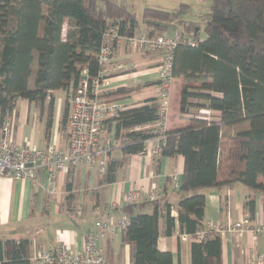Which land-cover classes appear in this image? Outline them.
I'll return each mask as SVG.
<instances>
[{"label":"trees","instance_id":"1","mask_svg":"<svg viewBox=\"0 0 264 264\" xmlns=\"http://www.w3.org/2000/svg\"><path fill=\"white\" fill-rule=\"evenodd\" d=\"M183 11L146 7L143 23L151 35H164L173 22L182 27L173 56L174 77L184 82L180 111L189 109L197 115L201 107H208L220 119L195 116L168 131L161 154L184 157L178 217L172 216L170 203L161 206L151 201V213L141 212L147 203L125 207L130 216L121 231L123 241L133 246V264H173L172 253L158 248L161 217L166 235L173 234L178 221L183 235L196 237L204 226L206 196L201 189L241 182L264 190V0H213L203 38L195 22L180 18ZM114 25L120 27L121 35L129 36L140 23L126 6L112 0H0V119L15 115L18 101L28 99L40 111L47 109L50 133L55 109L52 93L64 90L72 98L84 78L91 81L98 75L103 34ZM131 89L121 88L114 94L124 95ZM111 95L104 97L116 101ZM191 98L200 101L191 102ZM70 111L67 99L62 129H68ZM157 119V98L123 109L110 119L115 122V143L106 156L104 182L114 181L128 156L145 153L147 140L158 135L146 125ZM114 144L122 150L120 159L109 158ZM66 187L71 191V182ZM246 205L254 214V199ZM98 221L85 237L96 230ZM200 240L195 255L201 256V264H222L221 233L207 230ZM32 255L30 238H0V264H32Z\"/></svg>","mask_w":264,"mask_h":264},{"label":"crops","instance_id":"2","mask_svg":"<svg viewBox=\"0 0 264 264\" xmlns=\"http://www.w3.org/2000/svg\"><path fill=\"white\" fill-rule=\"evenodd\" d=\"M142 3L143 10L150 7L148 3ZM167 3L168 1L165 5H170ZM139 29L148 28L143 27L141 23ZM181 32L182 27L172 23L163 34L177 36ZM161 56L160 53H153L141 47H131L126 40H121L116 45L109 65L114 69L119 65L122 68L111 74L105 94L111 92L110 98L122 103L124 109L156 98ZM35 68L36 62L30 77L31 87L34 85ZM179 80L182 82L179 87L181 90L184 82L180 78H176L175 82ZM121 88L132 89L124 95L114 94V91ZM52 95L55 98V109L50 133L46 130L47 109L40 111L35 103L28 99L18 101L14 112V138L17 141L40 148H46L53 141H57L62 148H66L68 131L62 129L61 120L65 102L67 99L71 101V98L64 90L54 91ZM174 99H179V102L172 103L168 130L182 127L188 120L180 111V96ZM107 139L115 143V122L110 119L104 122L101 143H105ZM156 143L154 139L151 145ZM122 156V150L114 144L109 158L120 159ZM44 172L39 173L42 184L31 180L0 177V238H30L33 254L38 250L52 248L59 242H65L75 250H82L85 234L94 227L96 221L109 220L117 223L130 216L125 209L129 203L123 198L130 190H139L142 193L136 204H147L141 212H153L154 204L151 201L158 202L161 206L170 203L172 216L178 217L180 194L172 184V175L176 174L180 183L182 182V155L171 157L142 152L132 154L117 168L113 182L103 181L104 174L100 171L98 163L82 162L76 167L58 172L51 183L55 190L53 194L47 191L48 181ZM68 182L72 184L71 191L66 187ZM200 192L206 196L203 230L209 229V222L224 224L239 219L249 221V230L242 234L221 233L222 264H250L251 258L264 255V230L260 233L254 231L259 225L264 227V190L250 189L241 182H235L226 187L201 189ZM148 194L154 195V199H149ZM249 199L255 201L254 214L246 205ZM201 241L195 236L185 237L180 231L178 221L173 234L166 235L165 220L161 217L158 248L172 253L173 264H201V256L195 255ZM101 248L114 264H133V246L123 241L121 229L110 232L101 242Z\"/></svg>","mask_w":264,"mask_h":264},{"label":"built area","instance_id":"3","mask_svg":"<svg viewBox=\"0 0 264 264\" xmlns=\"http://www.w3.org/2000/svg\"><path fill=\"white\" fill-rule=\"evenodd\" d=\"M179 37L161 34L151 35L140 29L133 35L120 34L119 26H110L103 34V44L99 52L100 70L98 75L89 81L84 78L71 98V111L68 118V133L66 148H62L57 141H53L46 148L30 146L17 141L14 138L15 115L0 119V177L12 179L31 180L42 184L39 179L40 171H45L48 181L47 191L55 192L51 184L58 172L69 167H76L82 162H99L101 172L106 168V156L111 149L112 140L107 139L101 143L104 122L108 119L118 117L119 112L124 109L118 101H108L104 97L106 87L109 86L111 74L115 69L109 63L115 54V47L121 40L131 47H141L153 53H160L161 63L159 65V86L157 93L158 119L147 127L155 128L158 135L146 142L145 154L161 155L165 145L170 112L172 106V92L175 77L173 74L174 48ZM186 119L198 116L208 121L220 119V114L208 107H201L197 115L189 109L182 113ZM155 145H151L152 140ZM172 184L179 189L181 183L176 174L172 175ZM142 197L139 190H130L123 196L127 203H137ZM149 199L154 195L148 194ZM128 217H124L117 223L102 220L96 223V230L90 231L84 239L82 250H75L65 242H59L52 248L38 250L31 257L32 264H114L100 246V240L114 229H122L126 226ZM209 229L219 233L236 232L242 234L249 230L248 219H239L236 222L208 223ZM264 230L263 225L255 228L256 233ZM205 230L197 232L198 239H204ZM185 237L188 235H184ZM264 255L251 258L250 263H263Z\"/></svg>","mask_w":264,"mask_h":264},{"label":"rangeland","instance_id":"4","mask_svg":"<svg viewBox=\"0 0 264 264\" xmlns=\"http://www.w3.org/2000/svg\"><path fill=\"white\" fill-rule=\"evenodd\" d=\"M115 2L119 3L120 5H126L127 8L135 13L137 19L139 20V23L143 25V27H146L145 24H143V3L142 2H146L149 4L150 7L154 8L157 7L158 9H164L165 8H172L174 10H184L183 13L181 14L180 18L187 20V21H191V22H195L198 27H199V36L201 38H203V36L206 33V29L205 26L209 20V12H210V8L211 5L213 3V0H203L202 1H197V0H114ZM166 1H168L167 4L170 5H165ZM182 4H187L188 6H186L185 8H181ZM174 10H168V11H174ZM173 23H177V22H173ZM172 24V23H170ZM169 24V25H170ZM172 26V25H171ZM173 27V26H172ZM146 32H150V30L146 29L144 30ZM181 80L175 82L174 81V88H173V92H172V103H176L179 102V99L175 100L174 98H179L181 90H180V85H181ZM61 97V94H58ZM175 100V101H174ZM191 102H197L200 101L199 98H191L190 100ZM64 132V136H65ZM63 136V137H64Z\"/></svg>","mask_w":264,"mask_h":264}]
</instances>
